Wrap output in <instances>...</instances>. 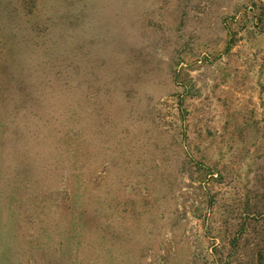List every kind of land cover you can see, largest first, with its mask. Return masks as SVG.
<instances>
[{
    "label": "rangeland",
    "instance_id": "rangeland-1",
    "mask_svg": "<svg viewBox=\"0 0 264 264\" xmlns=\"http://www.w3.org/2000/svg\"><path fill=\"white\" fill-rule=\"evenodd\" d=\"M23 1L0 0V264H264V0ZM47 70L64 95L11 96Z\"/></svg>",
    "mask_w": 264,
    "mask_h": 264
},
{
    "label": "trees",
    "instance_id": "trees-1",
    "mask_svg": "<svg viewBox=\"0 0 264 264\" xmlns=\"http://www.w3.org/2000/svg\"><path fill=\"white\" fill-rule=\"evenodd\" d=\"M24 1L23 0H21V4L23 3ZM34 2V1H33ZM33 2H32V0L31 1H29V3H28V5L30 6V4H33ZM30 13V12H29ZM262 13H264V11L262 12ZM9 17H10V14H9ZM2 26V25H1ZM1 28V27H0ZM47 68L49 69V70H52V69H54L55 68V63L53 62V63H50L49 65H47ZM20 69L21 70H19L18 71V74H21V72L23 71V70H25L26 68L25 67H22V65L20 66ZM49 70H47V72H46V74H45V72H44V74L45 75H43V76H41L42 78H40L38 81L37 80H33V81H31V83H29L30 84V86H33L34 88H36V91L35 92H24V90H23V88H24V86H23V84H27V79H28V77H21V76H17L16 75V77L14 78V82H16V84L15 85H20V88L21 89H19L18 91L20 92L19 94H16L15 92H12V94H11V96H16L15 98L17 99V100H21V102L22 103H24V101L22 100V99H24L25 100V98L26 99H29V100H31V99H35L36 98V101L38 100V101H42V97L44 96V95H50L49 94V92H51V95L52 96H54V97H56L55 95L56 94H59V88H58V86H61L60 87V89L61 88H63L64 90L62 91V95H64V93L65 92H67V89H69L70 87H68L69 86V81H68V78L66 79V80H64L63 81V79H61L60 78V74H58V75H56L55 77H54V75L49 71ZM21 71V72H20ZM20 72V73H19ZM24 72V71H23ZM48 76V77H47ZM17 77H20V78H17ZM17 78V79H16ZM47 82L48 83H52L53 85H50L51 86V88H44V87H42V85L43 84H47ZM57 88H56V87ZM57 91V92H56ZM69 92V91H68ZM64 98V97H63ZM65 99V98H64ZM26 102H27V100H26ZM49 119H51V118H49ZM46 126H50V124L49 123H44ZM16 125V124H15ZM191 167L192 168H194L195 169V171L193 172H188V177H189V179H191L192 181H194V182H199L200 184H199V187L200 188H203V182L204 181H206V180H208V182L210 181V180H213V181H219V180H221V179H223V174H222V172L220 171V170H217L216 168L215 169H213L212 167H207V166H205V163L203 162V161H200V160H192L191 162ZM211 168V169H210ZM78 187V186H77ZM81 189V187H78V190H80ZM206 194L209 196V194H211V193H209L207 190H206ZM212 196V195H211ZM209 201H212V198H210V200ZM212 207V206H211ZM203 210V209H202ZM211 212H213V208H211ZM215 251H214V255L217 253V250H218V247L216 246L215 248ZM212 254V255H213Z\"/></svg>",
    "mask_w": 264,
    "mask_h": 264
}]
</instances>
